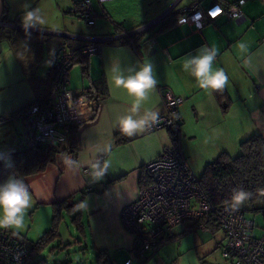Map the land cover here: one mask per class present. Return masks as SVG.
Masks as SVG:
<instances>
[{
	"label": "crops",
	"instance_id": "crops-1",
	"mask_svg": "<svg viewBox=\"0 0 264 264\" xmlns=\"http://www.w3.org/2000/svg\"><path fill=\"white\" fill-rule=\"evenodd\" d=\"M79 1L0 0V26L10 37L0 44V118L6 117L0 121V151L9 156L23 147L28 129L37 137L19 110L48 92L54 78L52 57L63 49L88 44L92 37L127 31L162 16L136 35L133 43L113 41L97 53L74 54L69 87L78 97L72 105L74 111H82L80 120L71 123L77 124L76 149L71 152L66 139L60 144L63 150L42 172L23 179L32 193L29 210L44 208L45 214L50 207L52 211L53 203L75 198L87 188L82 219L93 253L106 249L115 264H124L130 256L131 236L123 229L121 210L139 194L141 167L169 145L170 136L166 129L133 136L119 130L120 117L132 114L133 97L110 86V76L115 73L109 68L119 65L124 75H129L133 74L127 71L130 67L138 70L146 60L154 64L159 84L134 118L143 116L146 109L164 112L163 88L182 98L178 107L180 144L190 169V161L206 165L221 152L236 156L242 140L254 133L264 136V0H246L241 16L227 19L220 15L200 30L176 22L183 8L194 0L176 4V0H96L98 8L93 9L97 15L92 26L82 18ZM199 1L204 8L213 2ZM26 3L29 11L40 9L42 26L25 30L22 17ZM4 5L6 21L1 20ZM18 30L22 32L16 33ZM240 43L244 49L238 47ZM202 46L218 50L213 68H222L228 76L224 98L199 88L195 78L183 70L184 58L197 55ZM85 89L90 93L85 94ZM105 160L111 166L103 177L94 178L91 165L99 161L103 167ZM251 213L264 217L262 212ZM192 224L175 226L170 240L159 251L147 253L143 262L130 264H231L222 254L223 233L220 240L215 236L221 229L212 233ZM257 225L260 234L256 236L264 235V223ZM217 248L224 258L222 263L211 255Z\"/></svg>",
	"mask_w": 264,
	"mask_h": 264
},
{
	"label": "built area",
	"instance_id": "built-area-1",
	"mask_svg": "<svg viewBox=\"0 0 264 264\" xmlns=\"http://www.w3.org/2000/svg\"><path fill=\"white\" fill-rule=\"evenodd\" d=\"M111 0H99L105 2ZM180 0H176L175 4ZM246 0H213L208 7L194 0L185 6L177 18L178 24L189 23L200 30L220 15L234 19L243 14ZM79 12L87 26L95 23L96 12L91 0H80ZM162 16L135 29L92 37L91 42L74 49H63L51 65L56 70V83L41 102L28 105L20 112L28 118L37 138L42 142L60 145L67 139L70 124L80 120L82 111H74L78 99L69 87L70 68L75 52L91 55L113 41L134 42V37L159 22ZM164 112L159 122L146 126L145 131L166 129L170 143L153 160L145 164L150 177L139 189L137 198L123 206L121 223L131 236L130 256L124 264L143 262L147 253H155L171 238V230L187 221L197 229L208 230V222L218 225L224 235L222 254L231 264H264V235L254 234L255 223L241 209L229 205L215 206L204 195L198 177H195L180 144L178 107L182 98L170 89L160 90ZM6 117H1L3 122ZM9 156L0 151V163ZM27 246L14 238L9 230L0 229V264H30Z\"/></svg>",
	"mask_w": 264,
	"mask_h": 264
},
{
	"label": "trees",
	"instance_id": "trees-1",
	"mask_svg": "<svg viewBox=\"0 0 264 264\" xmlns=\"http://www.w3.org/2000/svg\"><path fill=\"white\" fill-rule=\"evenodd\" d=\"M6 12L7 6L4 5L3 16L1 18L3 21L7 20ZM18 32L20 33L22 31H16V33ZM7 38L10 37L5 34V30L0 26V44ZM56 56L57 55L52 57V62ZM51 71H53L54 78L48 92L43 97L37 98L30 104L43 101L50 93L56 83V70L52 65ZM90 91V89H85L84 93L89 94ZM215 93L220 99L226 96L224 91H215ZM103 94H105V91ZM27 106L20 109L19 112L23 111ZM178 125L179 127L181 125L180 119ZM76 128L77 124H70L68 129L67 140L69 141L71 152H74L76 149ZM61 150H63V148H61L60 145L42 142L32 134L30 129H28L26 133V144L20 149L9 153V159L11 160L13 167L6 168L5 162L0 163V184L9 175L14 174L24 179L27 175L42 172L47 164L52 162L55 155ZM149 181L150 177L147 169L145 166L141 167L138 177L139 188L148 184ZM198 182L207 200L215 206H231L233 190L243 188L250 192L251 196L246 201L245 205L239 207V209L243 212L250 211L264 213V136L259 133H254L242 140L240 142V152L236 156H231L227 152H221L216 158L205 165L201 175L198 177ZM88 191L89 190L85 188L79 191L75 197L76 199L74 197H69L52 204L51 227L46 230L35 243H33L32 249H28V259H30L32 250H39L49 241L59 237L58 224L61 219H63L65 213L71 216V222L74 224L75 229L80 235L86 237L82 219L83 210H78L76 206L79 205ZM192 227H194V224H192ZM218 229H220V227L213 221L208 222V231L214 233ZM10 233L16 238L12 231H10ZM94 262L95 264H115L114 258L106 249L95 251Z\"/></svg>",
	"mask_w": 264,
	"mask_h": 264
},
{
	"label": "clouds",
	"instance_id": "clouds-1",
	"mask_svg": "<svg viewBox=\"0 0 264 264\" xmlns=\"http://www.w3.org/2000/svg\"><path fill=\"white\" fill-rule=\"evenodd\" d=\"M29 4H24L25 9L22 17V25L25 30L29 28L42 26L44 19L37 7L31 11L27 10ZM240 49H244V44L238 45ZM218 55L215 47L202 46L198 50V54L184 58L183 70L195 78L199 88L203 90H212L222 92L228 84V76L222 68H213L214 61ZM124 69L119 65L111 66L110 86L123 89L129 96L133 97L132 114L125 115L119 119V130L127 135L133 136L139 132H143L146 126L159 122V114L156 111L146 109L145 114L140 118H134L139 113L143 103L149 99L151 93H155L159 80L157 79L154 64L151 61H144L139 69L128 68L129 75H124ZM111 166L110 161L105 160L103 167L99 161L91 165L92 176L99 179L104 176L105 170ZM5 167H13L10 159L5 161ZM251 196V193L243 188L234 189L232 193V209L236 210L244 204ZM32 206V193L30 185L22 178L16 175H9L7 180L0 184V229H8L18 232L24 226L25 215ZM86 201H82L76 206L78 210L85 209Z\"/></svg>",
	"mask_w": 264,
	"mask_h": 264
},
{
	"label": "rangeland",
	"instance_id": "rangeland-1",
	"mask_svg": "<svg viewBox=\"0 0 264 264\" xmlns=\"http://www.w3.org/2000/svg\"><path fill=\"white\" fill-rule=\"evenodd\" d=\"M130 1H138L139 3V1L141 0ZM93 2L94 9L98 8V3L96 2V0H93ZM189 163L194 176L199 177L203 171L205 164L195 165L196 163H192L191 161ZM245 203L246 201L243 205H245ZM45 212L46 210L44 208H39L38 212L28 209L25 215L23 228L18 232L9 230L12 231L16 238L19 241L23 242L28 247V249H32L33 243H35L43 235V233L51 227V207L49 208L48 214H45ZM245 214L247 217L255 220L256 227L259 226L257 225V223H264V217H262L261 214L256 215L249 211H246ZM186 223H189V221H187ZM58 233V238L49 241L39 250L34 249L31 251L29 259L30 264H95L94 253L91 248V241L89 239V236H87L88 234H86L87 237L85 238L80 235V233L75 229L74 224L71 222L70 215L66 213L63 215V219H61L58 224ZM254 234L259 235V229H254ZM215 236L217 237V240H220L223 237L222 232H218ZM211 255L215 256L219 262H223L224 258L222 257L221 249L217 248L211 251Z\"/></svg>",
	"mask_w": 264,
	"mask_h": 264
}]
</instances>
